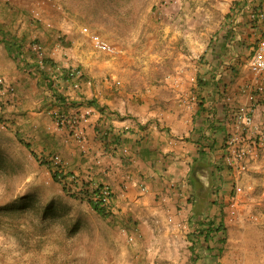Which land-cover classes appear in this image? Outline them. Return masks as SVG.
<instances>
[{
  "label": "rangeland",
  "instance_id": "374dc122",
  "mask_svg": "<svg viewBox=\"0 0 264 264\" xmlns=\"http://www.w3.org/2000/svg\"><path fill=\"white\" fill-rule=\"evenodd\" d=\"M247 1L249 9L264 2L0 0V76L14 85L13 93L0 95V264H264V148L235 179L224 161L226 134L220 130L218 146H210L208 135L210 123L223 124L226 112L219 105L211 116L195 110L213 71H221L215 81L218 93L233 91L231 82H223L227 55H239L238 88L249 75L248 50L242 36L236 38L247 23L246 9L228 25L231 13ZM83 26L114 52L95 50L80 32ZM5 36L19 41L24 61H29L31 45L40 44L37 57L43 64L26 68L6 50ZM53 66L60 73L51 79L46 75L50 87L42 74ZM70 67H79L91 81L88 88L73 91L77 96L109 93L115 98L112 107L125 110L128 99L121 96L130 94L129 108L153 112L141 118L144 127L137 130L143 131L138 137L155 140L158 155L149 162L155 171H136L132 160L138 149L125 142L129 157L111 149L103 158L91 149L83 153L66 129L55 127L56 115L73 112L53 101L49 87L64 93L62 70ZM184 93L191 98H182ZM174 113L180 121L171 118ZM32 117L48 120L40 124L45 130L33 127ZM255 121H263L262 115ZM181 152L191 161L177 158ZM38 159L61 171L60 182ZM191 172L198 192L211 189L204 225L210 219L222 224L207 240L194 235ZM104 183L112 190L107 217L71 196L81 185ZM220 183L222 188L215 189L213 184Z\"/></svg>",
  "mask_w": 264,
  "mask_h": 264
},
{
  "label": "built area",
  "instance_id": "2783aa9c",
  "mask_svg": "<svg viewBox=\"0 0 264 264\" xmlns=\"http://www.w3.org/2000/svg\"><path fill=\"white\" fill-rule=\"evenodd\" d=\"M248 1L240 9L248 10ZM248 19L252 33H258L256 44L247 57L246 68L248 77L238 88L243 102L231 105L228 109L227 120L224 122L225 129V156L224 161L236 179L245 169L247 160L255 159L264 148V2L259 9H249ZM239 18L234 17L233 22L237 23ZM80 32L87 35L92 47L95 50L105 53H113L114 47L103 40L97 34L91 32L87 27L80 28ZM32 49L38 55L42 54L41 45L34 43ZM40 60V59H39ZM65 84L76 91L83 86L91 85L90 79L86 78L79 67H70L65 71ZM13 87L5 76H0V95L7 92L13 93ZM90 110L87 106L79 109L71 115H56L54 125L58 129H66L70 132L72 139L77 143L82 152H86V127L88 124ZM263 117V121L256 122L257 116ZM102 121V120H101ZM108 126L104 125L100 131L107 133ZM126 129L127 127H123ZM120 134V132H118ZM245 145V146H244ZM116 150L129 157L130 153L125 145H119ZM57 159V157H55ZM130 176L125 175L126 181ZM142 187L141 189H144ZM112 190L108 184H102L97 189V200L102 205H109L112 200ZM131 239V237H129Z\"/></svg>",
  "mask_w": 264,
  "mask_h": 264
},
{
  "label": "crops",
  "instance_id": "0c3cea01",
  "mask_svg": "<svg viewBox=\"0 0 264 264\" xmlns=\"http://www.w3.org/2000/svg\"><path fill=\"white\" fill-rule=\"evenodd\" d=\"M240 18H242L240 16ZM246 20H247V15H246ZM243 24V22H242ZM242 36V38L240 37ZM258 37V33H252V30L250 28V23L247 22L246 25H241L240 27V34H237L236 38H241L240 42H244L245 46L248 45L249 42H254L256 44V39ZM239 51L241 49H238ZM237 56L238 53L236 52L235 54H230L227 55V60L223 61L222 63L224 64L223 66L226 68L224 71V74L227 75V78L225 81H223L224 83H226V86L230 83L231 85H233V91L229 94V95H225L222 93H218V88H216L215 86V81L216 78H218L219 72H221L220 70L218 71V74L216 72V75H214V71L211 75H209L208 78V87L205 89V91L202 92L201 94V99H199V101L201 102V109L200 111L198 110V112L200 113H204L207 116H211L214 113V107L215 105H219L222 110H224L226 112V114L228 113V109L231 105H235L238 103L243 102V97L240 95V92L238 90V84L241 82L240 78L238 77V65L237 63H235L237 61ZM239 57V56H238ZM220 60H213V62L215 63L216 66H220L222 67V63L220 62L218 64ZM215 66V67H216ZM216 69V68H215ZM210 72V71H209ZM224 80V79H222ZM239 80V81H238ZM65 84V81H64ZM13 89H14V85H12ZM65 87L67 88L64 92L65 95L69 96L70 99L72 98H77V95L73 93V91L65 84ZM84 88H88V87H83ZM19 90H21V88H19ZM95 92V91H94ZM93 95V96H91ZM85 98H90V97H94L93 99L95 100V102L97 103V106H87V105H80L79 109H84L87 106V109L90 110L89 112V117H88V124L86 127V148L91 149V151H95L97 154H99L102 150V146L98 140V138L95 135V132L92 129V126L94 125L95 122L97 121H103L105 120L107 123L110 124L111 127H113L114 129H116L118 132H120V134H123V137L125 138V143L129 146V147H136L137 149H139V145L136 142V138H138V140L140 139V136L138 137V134L140 132H143L142 130H137V127H139L140 129H142L144 127V125H140L143 124L142 119L141 118H145L148 115L147 114H153L152 111H148V112H142L144 111L143 109L140 110L138 107L134 108L131 105V109L129 108V104H127L128 101H130L131 95L130 94H125L121 96L122 100L124 102H126V108L125 110H122L119 107H112L113 105L115 106L114 103V99L113 97L109 96V93L104 95L102 93H89L88 91L85 92L84 94ZM182 98L187 99V98H191V95H189V93H184L183 95H180ZM117 106V105H116ZM207 106V107H206ZM114 108V109H113ZM124 108V107H123ZM198 105L195 106V110L197 111ZM207 109V111H202L203 109ZM70 109H67V111H69ZM115 110V111H113ZM137 110V111H135ZM208 110H211L210 112ZM72 111V110H70ZM130 112V113H128ZM139 116V117H136ZM178 117V121L181 120V116L177 113H174L172 115V119H175V117ZM33 119H31L32 121H30L33 124V127H38L41 128V130H45V126L43 127L44 124L47 123V121L44 123L43 120L39 121L36 119V117H32ZM191 121V119H190ZM37 122V123H36ZM136 122L138 124H136ZM49 125H53L51 118L49 117ZM40 124L41 125L40 127ZM219 123L212 122L209 125V131L210 134L208 133L209 137L214 138L215 143L214 146H218V140L221 137V131L222 129H220V127L218 126ZM224 125V123H223ZM143 126V127H142ZM123 127H130L129 130H136V133H131L126 131L123 133ZM224 127V126H223ZM44 128V129H43ZM123 128V129H122ZM61 130V129H60ZM145 130V129H144ZM148 130H150L148 128ZM40 131V130H39ZM206 133V132H205ZM141 137L144 138L143 135H141ZM146 138V137H145ZM144 138V139H145ZM140 141V140H139ZM138 145V146H137ZM146 145L149 147V149L152 150L153 154L150 158H148L147 160H144L140 157L139 153H137V156L133 158L132 162L137 165V170L136 171H140L141 173H148L150 174V172L155 171V167L154 166H150V161H154L156 158V155H158V149L156 147L155 144V140L154 139H148ZM86 150V152H87ZM163 150V149H161ZM91 152V153H93ZM160 155V154H159ZM191 155H186L183 152H181L180 154L176 155L177 158H180L181 160H185V162L191 161L190 158ZM98 157V155H97ZM99 158V157H98ZM99 162V160H97ZM152 163V162H151ZM151 170V171H150ZM109 173V172H107ZM224 180H223V187H224ZM222 186V185H221ZM221 186L215 187V189H220L222 188ZM211 191V189H209Z\"/></svg>",
  "mask_w": 264,
  "mask_h": 264
},
{
  "label": "trees",
  "instance_id": "16d2710c",
  "mask_svg": "<svg viewBox=\"0 0 264 264\" xmlns=\"http://www.w3.org/2000/svg\"><path fill=\"white\" fill-rule=\"evenodd\" d=\"M245 5V3L242 5V7ZM242 7H240L239 9H241ZM239 9L234 10V12L231 13L229 19H228V25H231V23L233 24V20L234 17H238L239 14H241L243 11H240ZM254 10V9H253ZM246 13H248L247 10H245ZM249 15V14H248ZM248 15H247V22L250 23L249 19H248ZM239 21V20H238ZM0 39H3V36H1ZM4 42V46L6 48V50H8L10 53H12L13 55H15V57L19 60H21L22 62H24L26 65L25 67L27 68L28 64L29 66H31L33 69L38 68V66L42 65L43 63H41V58L37 57V53L35 52V50L30 48V54H29V61H24V54H23V47L21 46V44L19 43V41H17L14 38H9L5 36V41ZM245 44V43H244ZM255 46V41L254 42H249L248 45H246L245 47L248 50V55L250 54L251 50L254 48ZM27 49V48H26ZM239 56V55H238ZM23 58V59H22ZM36 58V59H35ZM40 59V60H39ZM38 64V65H37ZM67 68H64L63 71V78H65V71ZM60 69H58L56 66L51 67L49 74L48 73H43L42 76L47 80L46 85L51 87V83H50V79L52 78L53 75H58L60 72ZM42 72V71H41ZM52 72V73H51ZM46 75H48V77H46ZM65 80V79H64ZM206 81H201V83H205ZM200 83V82H199ZM53 85V84H52ZM49 87V90L51 91L52 95H53V101L58 103V106H65L66 109H70L72 110L71 112H76L77 110H79V106L82 105H87V106H97V103L95 102V100L93 99L94 97H90V98H85L84 95L82 96H77V98H72L70 99L69 96L65 95L63 92L58 91L59 93L53 90H51ZM198 108H197V112L198 110L200 111L201 109V102L198 101ZM69 110V112H70ZM71 115V114H69ZM108 126L109 128H107V133H101L100 129L104 126ZM218 126L220 127V129H222V132H224L223 129V124L219 123ZM93 131L95 132L96 137L98 138L101 146H102V150L101 153H103V158L106 154H104L106 151H110L112 149V151H115L116 147L119 145H122L125 141V138L122 136V134H119L118 131L116 129H114L113 127L110 126L109 123H107L105 120L103 121H97L94 123V125L92 126ZM130 129V127H127L126 129H124L126 131H128ZM66 132L68 133V135H70V132H68L66 130ZM203 133H199V136H202ZM87 135V134H86ZM204 135V134H203ZM71 136V135H70ZM72 138V137H71ZM145 138V137H144ZM143 137H140V141L138 139H135L137 144L139 145V149L137 151V153H139L140 157L144 160H147L148 158H150L153 154L152 150L149 149V147L146 145L147 143V139H144ZM224 140V134L222 136V141ZM215 140L214 138H212V142L210 146H214ZM77 144V143H76ZM137 145V146H138ZM25 146L27 148L30 149V146L28 145V143L25 144ZM203 149H201L202 151ZM105 151V152H104ZM31 154H33L35 156V154L32 152V150L30 149ZM85 153V152H83ZM36 157V156H35ZM57 157V156H55ZM39 162L44 163L48 166L50 172H51V177L54 181L56 182H60L61 180V171L57 170V169H53L50 164H47L45 162V160L42 159H38ZM199 162V160H196V163ZM1 159H0V166H1ZM195 164V163H194ZM198 164H202V163H198ZM110 165V164H109ZM203 165V164H202ZM105 169L104 170H108L110 166H108V164L104 165ZM195 165H192L191 167V163H190V170L193 171V167ZM215 171H218L217 169H215ZM219 174L218 172H214V174ZM190 181L193 182L194 185V189L195 191L191 194L190 197H188V202L190 204V211L192 212V214L194 215V226H195V236H201L204 240H207L210 235L213 232H218L220 231V228H222V224L221 223H217L216 225H214V221L212 219L208 220L206 225L205 221L203 220L204 218V212L206 211V209L208 208L209 202L207 204V199H209V190L208 192L206 191L205 193H200L196 190V185L198 184V180L196 178V176L192 175V172L188 175ZM219 178V177H218ZM220 180V179H219ZM214 188L221 186L220 184H213ZM100 186L97 185L94 188L89 187L88 185H81V187L76 191V193H71L73 197L75 198H79V199H85L86 202L88 203V205L90 206V208L92 210H94L97 214H99L102 217H107L109 215V206L110 205H102L99 203V201L97 200L96 194H97V189ZM62 188L64 189V186H62ZM215 199L212 200V202H214ZM190 240H192V237L190 238ZM195 245L193 243V245L190 246L191 251H195L194 250ZM214 259V258H213ZM214 261V260H213Z\"/></svg>",
  "mask_w": 264,
  "mask_h": 264
}]
</instances>
